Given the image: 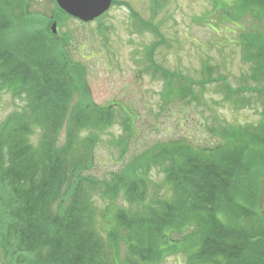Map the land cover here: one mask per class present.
Returning a JSON list of instances; mask_svg holds the SVG:
<instances>
[{
  "label": "trees",
  "instance_id": "trees-1",
  "mask_svg": "<svg viewBox=\"0 0 264 264\" xmlns=\"http://www.w3.org/2000/svg\"><path fill=\"white\" fill-rule=\"evenodd\" d=\"M19 5V0H0V93L25 101L0 124L4 261L118 264L123 240L121 264H159L184 246L191 248L190 264H264V109L255 127H211L218 139L213 146L194 148L182 137L156 141L99 179L89 172L101 134L116 122L114 105L92 100L85 66L65 45L67 34L48 37L49 24L68 15L55 3L54 14L40 28ZM240 6L248 11L238 22L249 12L261 21V31L241 39L250 77L259 82L264 79V0H240ZM149 67L164 79L165 103L208 82L220 83L223 101L248 90L234 88L225 77L194 81L151 61ZM178 77L175 93L171 86ZM249 90L259 94L264 88ZM132 125L123 117V134L115 140L122 155ZM151 169L163 175L162 184L149 176ZM94 195L104 200L101 209Z\"/></svg>",
  "mask_w": 264,
  "mask_h": 264
},
{
  "label": "rangeland",
  "instance_id": "rangeland-1",
  "mask_svg": "<svg viewBox=\"0 0 264 264\" xmlns=\"http://www.w3.org/2000/svg\"><path fill=\"white\" fill-rule=\"evenodd\" d=\"M19 3L25 18L31 23L37 21L40 28L54 14V0ZM247 11L241 8L240 0H157L156 5L154 0H117L98 21L83 23L69 16L55 20L57 35L67 34L63 39L71 56L85 66L92 100L114 105L117 114L113 126L101 134L90 174L108 178L156 141L182 137L194 148L213 146L218 142L210 131L213 126H257L262 120L264 90L258 94L249 88H264V79H251L252 68L244 59L241 39L252 30L261 31L262 26L250 12L238 22V16ZM139 18L147 25L143 26ZM46 33L50 38L54 35L50 24ZM149 59L164 71L188 80L225 77L234 88L248 90L223 101L220 83L208 82L203 88L194 85L187 93L182 91L183 98L169 97L165 103L164 79L160 73L153 74ZM178 79L171 86L175 93ZM24 103L2 91L0 124ZM126 116L133 124L132 135L122 155L115 140L123 134L121 122ZM62 139L63 132L59 136ZM149 176L162 184L163 175L156 169H151ZM262 183L264 188V177ZM93 199L98 208L104 206L100 197L94 195ZM124 245L122 240L115 258L118 264L126 256ZM184 249L167 255L159 264H190L187 254L191 248ZM0 264H7L1 252Z\"/></svg>",
  "mask_w": 264,
  "mask_h": 264
},
{
  "label": "water",
  "instance_id": "water-1",
  "mask_svg": "<svg viewBox=\"0 0 264 264\" xmlns=\"http://www.w3.org/2000/svg\"><path fill=\"white\" fill-rule=\"evenodd\" d=\"M57 6L66 14L83 22L100 17L111 6L112 0H55ZM56 23L51 25L55 32Z\"/></svg>",
  "mask_w": 264,
  "mask_h": 264
}]
</instances>
